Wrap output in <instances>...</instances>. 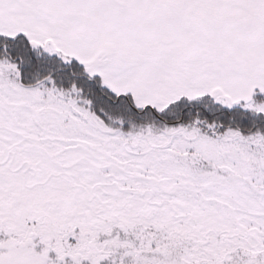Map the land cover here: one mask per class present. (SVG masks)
I'll use <instances>...</instances> for the list:
<instances>
[{"label":"rangeland","instance_id":"obj_1","mask_svg":"<svg viewBox=\"0 0 264 264\" xmlns=\"http://www.w3.org/2000/svg\"><path fill=\"white\" fill-rule=\"evenodd\" d=\"M0 35L141 109L264 111V0H0ZM18 74L0 57V264H264L262 132L107 125L54 78Z\"/></svg>","mask_w":264,"mask_h":264},{"label":"trees","instance_id":"obj_2","mask_svg":"<svg viewBox=\"0 0 264 264\" xmlns=\"http://www.w3.org/2000/svg\"><path fill=\"white\" fill-rule=\"evenodd\" d=\"M3 56L16 61L19 65L21 86L26 88L38 86L54 78L56 88L75 91L74 95L107 125L120 123L125 129L147 125L160 128L164 124L173 125L195 121L208 134L232 128L243 133L262 132L264 135V111L251 109L248 105L246 106L248 103L244 102L227 107L215 102L209 96H203L194 100L182 98L161 110L150 106L145 109L138 108L129 95L118 98V95L103 87L97 77H89L84 65L77 60L65 61L58 55H51L40 48H35L25 35L15 37L0 35V57ZM254 100L264 103V92L257 91ZM146 115L150 118L145 119ZM87 187L90 188L86 185ZM59 188L57 192L64 197L65 190L62 186ZM90 190L94 194L99 191V188L93 186ZM78 191L83 193L84 190ZM150 194L153 195L151 202L155 201V203L159 199L167 198L163 195L157 196V192H150ZM211 201L216 202L217 200ZM218 206L224 205L219 203ZM235 215L247 217L249 214Z\"/></svg>","mask_w":264,"mask_h":264}]
</instances>
